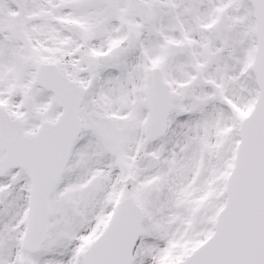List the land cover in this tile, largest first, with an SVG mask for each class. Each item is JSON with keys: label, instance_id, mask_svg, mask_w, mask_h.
<instances>
[{"label": "snow or ice", "instance_id": "1", "mask_svg": "<svg viewBox=\"0 0 264 264\" xmlns=\"http://www.w3.org/2000/svg\"><path fill=\"white\" fill-rule=\"evenodd\" d=\"M0 264H264V0H0Z\"/></svg>", "mask_w": 264, "mask_h": 264}]
</instances>
